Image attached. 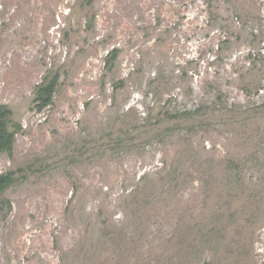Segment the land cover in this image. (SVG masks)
Here are the masks:
<instances>
[{"label":"rangeland","instance_id":"1","mask_svg":"<svg viewBox=\"0 0 264 264\" xmlns=\"http://www.w3.org/2000/svg\"><path fill=\"white\" fill-rule=\"evenodd\" d=\"M0 105V264H264V0H0Z\"/></svg>","mask_w":264,"mask_h":264},{"label":"trees","instance_id":"2","mask_svg":"<svg viewBox=\"0 0 264 264\" xmlns=\"http://www.w3.org/2000/svg\"><path fill=\"white\" fill-rule=\"evenodd\" d=\"M53 90L54 86L52 84L40 88L38 91V102L42 105L49 104ZM12 117V111L8 107L0 105V155L12 152L15 135L20 128L19 125L13 122ZM12 182L10 176H0V197L12 185Z\"/></svg>","mask_w":264,"mask_h":264}]
</instances>
